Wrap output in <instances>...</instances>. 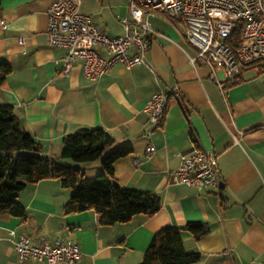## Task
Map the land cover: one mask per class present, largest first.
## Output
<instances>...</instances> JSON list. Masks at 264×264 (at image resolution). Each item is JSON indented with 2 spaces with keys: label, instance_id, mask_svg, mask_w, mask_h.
Here are the masks:
<instances>
[{
  "label": "crops",
  "instance_id": "1",
  "mask_svg": "<svg viewBox=\"0 0 264 264\" xmlns=\"http://www.w3.org/2000/svg\"><path fill=\"white\" fill-rule=\"evenodd\" d=\"M53 1L0 0V61L12 69L0 85V104L12 106L46 157H57L64 137L84 128L102 129L129 145L131 154L112 165L114 181L153 193L162 205L152 216L105 226L92 210L65 214L70 191L58 180H41L18 196L24 219L0 215V264H44L20 262L9 231L31 245L74 242L77 264H139L156 232L188 223L209 228L199 240L182 234L186 252L201 255L194 264H264V66L245 69L241 81L221 94V69L193 68L187 55L195 50L178 28L161 17H143L152 31L145 64L128 71L117 65L88 80L77 60L63 73L66 50L48 46L45 38ZM129 1L80 0L79 11L107 36L120 37ZM156 93L166 95L167 108L161 126L150 129L145 105ZM193 147L216 157L215 187L175 183L181 156ZM83 173L99 175V162L83 166Z\"/></svg>",
  "mask_w": 264,
  "mask_h": 264
},
{
  "label": "built area",
  "instance_id": "2",
  "mask_svg": "<svg viewBox=\"0 0 264 264\" xmlns=\"http://www.w3.org/2000/svg\"><path fill=\"white\" fill-rule=\"evenodd\" d=\"M80 0H54L47 9L45 38L48 46L66 50L60 59L62 72L68 73L79 61L83 76L95 80L121 65L126 71L145 64L152 33L143 17H161L175 25L186 43L195 50L187 60L194 68L207 65L221 69L224 89L241 81L247 68L264 66V0H130L127 15L120 19L123 35L109 37L79 11ZM1 29L5 28L0 23ZM167 103L166 95L156 93L146 101L150 129L161 126ZM149 132L144 136L148 140ZM152 146L146 149L150 155ZM216 157L193 147L181 156L180 167L173 173L175 183L201 190L218 182ZM20 262L77 264L78 246L71 241L31 245L23 236L8 232Z\"/></svg>",
  "mask_w": 264,
  "mask_h": 264
},
{
  "label": "trees",
  "instance_id": "3",
  "mask_svg": "<svg viewBox=\"0 0 264 264\" xmlns=\"http://www.w3.org/2000/svg\"><path fill=\"white\" fill-rule=\"evenodd\" d=\"M11 71L0 61V85ZM166 108L167 103L164 113ZM130 154L129 145L118 144L102 129L84 128L64 137L57 157H46L41 145L22 129L12 106L0 104V215L24 219L19 194L28 185L55 179L70 191L65 214L92 210L105 226L127 223L134 216H152L162 205L158 196L121 187L113 179V163ZM96 161L101 173L85 178L83 166ZM208 232L209 228L199 223L181 229L164 227L155 233L139 264L197 263L201 255L186 252L182 234L199 240Z\"/></svg>",
  "mask_w": 264,
  "mask_h": 264
},
{
  "label": "rangeland",
  "instance_id": "4",
  "mask_svg": "<svg viewBox=\"0 0 264 264\" xmlns=\"http://www.w3.org/2000/svg\"><path fill=\"white\" fill-rule=\"evenodd\" d=\"M122 13V12H121ZM126 16V14L122 15L120 18H124ZM106 19H111L112 20V16H111V13H108V15L106 14ZM99 161H96L95 163H97ZM94 163V162H93Z\"/></svg>",
  "mask_w": 264,
  "mask_h": 264
}]
</instances>
